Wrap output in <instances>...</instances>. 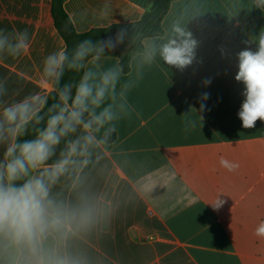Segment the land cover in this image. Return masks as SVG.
<instances>
[{"label":"crops","instance_id":"crops-1","mask_svg":"<svg viewBox=\"0 0 264 264\" xmlns=\"http://www.w3.org/2000/svg\"><path fill=\"white\" fill-rule=\"evenodd\" d=\"M150 1L65 0L64 9L86 33L139 21ZM52 5L0 0V30L26 29L30 38L20 57L0 55L5 99L51 91L43 60L66 46ZM175 21L198 41L196 60L184 71L159 57L146 67L128 93L130 114L85 169L97 220L68 241L84 264H264V237L255 234L264 221V121L242 126L244 85L235 80L237 54L258 48L264 0H174L157 36ZM127 52L106 56L105 67ZM221 158L237 167L229 171Z\"/></svg>","mask_w":264,"mask_h":264},{"label":"clouds","instance_id":"clouds-1","mask_svg":"<svg viewBox=\"0 0 264 264\" xmlns=\"http://www.w3.org/2000/svg\"><path fill=\"white\" fill-rule=\"evenodd\" d=\"M129 39L128 29L121 28L114 38L83 39L70 51L65 46L48 54L42 76L50 92L8 100L7 79H0V264H84L68 241L97 220L99 209L85 187V169L98 161L118 123L130 114L128 93L146 67L159 57L184 71L196 60L198 41L175 21L165 37L141 41L127 74L119 58L105 67L106 54ZM257 44L256 51L245 48L237 54L235 80L244 85L238 117L244 128L264 121V31ZM29 49L26 29L0 30V55L18 58ZM66 72L80 73L79 80L63 82ZM125 75L130 79L121 83ZM29 134L34 138L22 139ZM220 163L229 171L237 167L224 158ZM255 234L264 237V221Z\"/></svg>","mask_w":264,"mask_h":264},{"label":"trees","instance_id":"trees-1","mask_svg":"<svg viewBox=\"0 0 264 264\" xmlns=\"http://www.w3.org/2000/svg\"><path fill=\"white\" fill-rule=\"evenodd\" d=\"M174 0H151L147 12L136 22L129 24H114L106 28L93 29L86 33H78L64 9L65 0H53L52 12L55 18V24L59 33L64 38L66 46L70 51L79 41L91 38L93 41L114 38L121 28H127L129 32V40L116 47V49L108 55L117 54V50L129 47L128 52L123 55L121 63L124 65L125 73L129 71L128 64L132 54L141 48V41L147 37H154L163 33V19L169 12L171 4ZM80 73L66 72L63 82L78 81ZM51 99L49 103H51ZM115 133L112 137L114 140ZM34 136L29 134L22 139H33Z\"/></svg>","mask_w":264,"mask_h":264},{"label":"rangeland","instance_id":"rangeland-1","mask_svg":"<svg viewBox=\"0 0 264 264\" xmlns=\"http://www.w3.org/2000/svg\"><path fill=\"white\" fill-rule=\"evenodd\" d=\"M124 49H125V50H126V49H129V47L127 46V47H125Z\"/></svg>","mask_w":264,"mask_h":264}]
</instances>
